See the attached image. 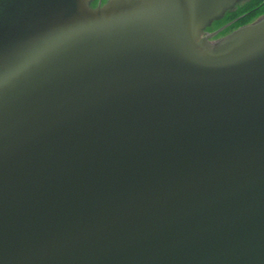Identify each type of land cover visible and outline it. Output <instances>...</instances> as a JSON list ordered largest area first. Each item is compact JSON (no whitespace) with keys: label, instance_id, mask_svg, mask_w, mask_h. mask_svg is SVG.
I'll return each mask as SVG.
<instances>
[{"label":"water","instance_id":"1","mask_svg":"<svg viewBox=\"0 0 264 264\" xmlns=\"http://www.w3.org/2000/svg\"><path fill=\"white\" fill-rule=\"evenodd\" d=\"M236 1L0 18V264H264V13L206 29Z\"/></svg>","mask_w":264,"mask_h":264},{"label":"trees","instance_id":"2","mask_svg":"<svg viewBox=\"0 0 264 264\" xmlns=\"http://www.w3.org/2000/svg\"><path fill=\"white\" fill-rule=\"evenodd\" d=\"M48 0H21L17 2L16 0H0V18L11 17L12 12L18 6L19 10L15 15V19L25 17L29 10L33 11L34 14L36 10L45 4ZM106 0H102L104 2ZM17 2V3H16ZM21 3V7H20ZM92 5L97 3V0H91ZM19 4V5H18ZM20 13L22 15H20ZM264 13V0H237L232 6L226 8L218 17L214 18L210 24L206 26L207 30H213L225 22L239 16V18L233 23L226 26L222 31H220L217 36L224 35L238 25L249 22L257 18ZM27 18L23 19V23Z\"/></svg>","mask_w":264,"mask_h":264},{"label":"flooded vegetation","instance_id":"3","mask_svg":"<svg viewBox=\"0 0 264 264\" xmlns=\"http://www.w3.org/2000/svg\"><path fill=\"white\" fill-rule=\"evenodd\" d=\"M98 1V0H97ZM102 1V0H101Z\"/></svg>","mask_w":264,"mask_h":264}]
</instances>
